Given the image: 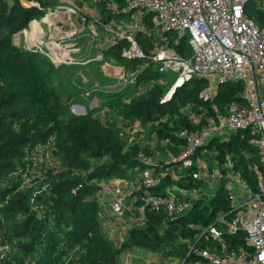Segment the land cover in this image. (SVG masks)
<instances>
[{
    "label": "trees",
    "instance_id": "trees-1",
    "mask_svg": "<svg viewBox=\"0 0 264 264\" xmlns=\"http://www.w3.org/2000/svg\"><path fill=\"white\" fill-rule=\"evenodd\" d=\"M16 0L9 3L0 0V196L11 194L4 208L8 238L15 242L12 258L19 263L33 256L34 264H122V250L117 248L108 236L103 213V205L93 196L102 179L111 177H133L139 175L148 165L140 158L141 153L151 155L150 145L137 142L129 132L136 122L155 131L168 143L157 144L159 156L164 159L171 154L178 155L184 140L177 134L183 127L193 128L194 123L180 109L192 106L194 113L200 107H210V102L199 97L206 82L193 77L177 88L170 101H163L166 89L162 72L157 62L151 59L154 47L152 36L143 31L136 34L145 51V56H125L124 48L131 43L122 39L101 48L103 56L115 61L126 73L139 70L136 82H149L145 94L130 100L118 101L120 116L113 119L106 114L87 112L75 115L71 104L81 92L55 89L50 86L53 64L49 58L15 45L13 37L27 28L48 11L55 9L59 0ZM108 1L119 7L126 0H80L89 2L99 11L100 24H110L125 18V14L108 8ZM250 16L257 23H264V12L251 11ZM147 16L145 17V19ZM100 29H105L102 25ZM186 48V47H185ZM183 51V46H178ZM239 86L226 85L216 101L222 109L224 105L239 98ZM151 133L150 129H148ZM57 139L58 154L69 171H60L41 162L38 166L43 179L35 187L15 192L9 184L8 174L18 167L26 169L34 164L36 147L51 136ZM250 129L233 133L228 142L215 140L212 144L219 150L216 158L223 160L232 154L236 168L244 179L255 188L257 172L255 165L262 167L258 149L250 143ZM56 155V153H55ZM97 162V163H96ZM86 169L82 177H75L72 171ZM187 169L186 179L179 182L183 187H199L203 182ZM83 183L76 193L73 189ZM170 180L163 183L160 191L166 192ZM16 183L13 182V186ZM46 187V189H44ZM228 196L220 185L211 196L209 204L197 201L186 213L168 220L163 213L146 211L143 225L132 228L124 249H143L158 252L179 262L190 264L196 256L189 254L191 245L213 247L218 244L203 229L214 222L218 210L227 211ZM32 201L42 202L46 207L41 217L29 214ZM229 202V200H228ZM21 215V219L17 216ZM242 234L227 236L229 244L236 247L242 242Z\"/></svg>",
    "mask_w": 264,
    "mask_h": 264
},
{
    "label": "built area",
    "instance_id": "built-area-1",
    "mask_svg": "<svg viewBox=\"0 0 264 264\" xmlns=\"http://www.w3.org/2000/svg\"><path fill=\"white\" fill-rule=\"evenodd\" d=\"M7 1L14 3L16 0ZM59 1L61 4L48 11L43 20H61L64 14H71L62 3H76L77 9L72 12L78 13L81 23L96 24L99 29L102 25L105 27V45L128 39L131 47L123 49L125 56H145L137 44L136 34L143 31L152 36L151 59L159 64L162 72L173 70L179 73L166 90L163 101H170L176 89L193 77L206 82L199 97L210 102V107L202 106L197 113L191 110V105L180 109L189 116L194 127L178 130L177 134L185 142L178 155L171 154L161 161L156 146L159 143L166 145L168 139H160L155 131L138 120L130 126L129 132L137 142L149 144L154 150L151 155L140 154L148 167L129 180L114 176L100 181L95 197L98 202L108 205L105 227L109 238L125 254L122 264H132V259L137 264H186L171 257H167L168 261H161L165 256L158 252L144 250L147 257L143 258L137 250L123 249L128 232L145 223L147 210L165 214L166 226L168 220L194 206L198 200L190 194L189 188L179 185L182 180L189 182L187 169H193V177L203 182L199 187L191 186L192 190L213 188L211 197L223 185L230 202L229 209L222 211V215L202 232L218 244L211 248L191 245L189 254L195 255L196 259L190 264H264V23H257L249 14L254 11L250 9L251 3L258 11L264 12V0H126L123 7L108 1L110 10L128 16V19L110 24H100L99 11L89 2L80 5V0ZM140 9L144 12L138 15ZM150 24L158 26V32L151 30ZM178 46H183L184 50H178ZM55 48L60 52L53 50L54 62H74L72 49L62 52L59 43ZM137 71L131 72V78H136ZM228 84L239 86V98L228 102L222 109L216 98ZM247 129L252 132L250 143L258 149L262 163L261 168L253 167L257 172L255 188L237 170L232 154L219 160L216 158L219 150L214 144L208 146L215 140L226 143L233 133ZM145 137L149 140H144ZM56 142L53 135L38 144L33 166L12 170L7 177L11 178L9 184L3 185L15 187V192H20L35 187L43 179L38 168L41 162L58 169L54 160ZM167 180L171 182L167 191H160ZM13 182L16 185L13 186ZM82 186L83 183H79L73 192ZM10 199L11 194L0 196V264H34L33 256L24 258L22 263L12 258L15 242L8 238L7 217L3 212ZM45 209L42 202L32 201L29 214L41 217ZM17 217L22 218L21 215ZM238 233L243 235L242 242L233 247L227 236Z\"/></svg>",
    "mask_w": 264,
    "mask_h": 264
},
{
    "label": "rangeland",
    "instance_id": "rangeland-1",
    "mask_svg": "<svg viewBox=\"0 0 264 264\" xmlns=\"http://www.w3.org/2000/svg\"><path fill=\"white\" fill-rule=\"evenodd\" d=\"M61 3H59L60 5ZM63 6L68 7L71 14H64L61 20L56 22H47L43 20V17L35 19L27 27V31L23 30L13 37V41L16 46L23 50L33 51L40 53L50 59L53 64L52 72L50 74V86L55 89H66L68 91L81 92V95L76 98L71 104V111L75 115H83L82 110L85 112H92L93 114H106L113 119H117L120 116L118 101L121 99L130 100L133 97L141 96L145 94L148 89L149 82H141V85L137 84L135 78H131V73H126L122 66H119L115 61L107 59L101 52L102 46H105L106 32L104 29H99L96 24L89 25L81 23L79 21V15L73 14V10L77 9V4L65 1ZM56 9V8H55ZM250 9L255 10L254 3L250 4ZM54 10V9H53ZM138 15L144 11H137ZM128 19V16H125ZM37 23H40L42 30L39 36ZM42 23V24H41ZM150 29L158 32L159 27L150 24ZM28 32V33H27ZM138 46L143 50L141 44L135 37ZM128 40V39H125ZM60 44V49L64 52V49H72L74 57L73 63L54 62V51L60 52L59 48H55V44ZM179 75L178 72L168 70L163 77V86L167 90L174 80ZM127 79V80H125ZM225 86H223L224 88ZM222 88V89H223ZM228 104V103H227ZM148 137H145L144 140ZM58 146L55 149L56 157L55 162L58 165L60 171H69L67 163L62 162L60 155L58 154ZM97 163V162H96ZM55 168V167H54ZM86 173V169L72 171L75 177H82ZM122 178V177H121ZM130 177L122 178L129 180ZM190 194L198 201L209 204V195L213 192V188L205 190H192L188 187ZM208 191V192H203ZM98 194V191H94L93 196ZM201 201V202H202ZM101 202V201H100ZM102 205H104L101 202ZM227 204H230L227 200ZM107 203H105L103 213L107 209ZM209 208H214L212 203L209 204ZM222 215V210H218L215 213V219ZM137 254H141L143 258L147 257V253L141 249H137ZM121 259L125 258V254L121 253ZM167 257H162L161 261H168ZM136 263L135 259L131 260V263ZM164 263V262H162ZM169 264H177L176 262H169Z\"/></svg>",
    "mask_w": 264,
    "mask_h": 264
},
{
    "label": "bare ground",
    "instance_id": "bare-ground-1",
    "mask_svg": "<svg viewBox=\"0 0 264 264\" xmlns=\"http://www.w3.org/2000/svg\"><path fill=\"white\" fill-rule=\"evenodd\" d=\"M46 20H48V18H47ZM41 24H42V23H41ZM36 27H38L39 36H40L41 33H42V30H41V28H40V23H37ZM27 33H28V32H27Z\"/></svg>",
    "mask_w": 264,
    "mask_h": 264
},
{
    "label": "water",
    "instance_id": "water-1",
    "mask_svg": "<svg viewBox=\"0 0 264 264\" xmlns=\"http://www.w3.org/2000/svg\"><path fill=\"white\" fill-rule=\"evenodd\" d=\"M82 114H85V112L82 110Z\"/></svg>",
    "mask_w": 264,
    "mask_h": 264
},
{
    "label": "crops",
    "instance_id": "crops-1",
    "mask_svg": "<svg viewBox=\"0 0 264 264\" xmlns=\"http://www.w3.org/2000/svg\"><path fill=\"white\" fill-rule=\"evenodd\" d=\"M134 264H137V262L136 263L134 262Z\"/></svg>",
    "mask_w": 264,
    "mask_h": 264
}]
</instances>
